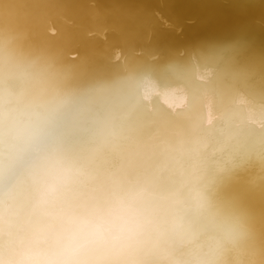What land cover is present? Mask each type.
<instances>
[{"label": "bare ground", "instance_id": "1", "mask_svg": "<svg viewBox=\"0 0 264 264\" xmlns=\"http://www.w3.org/2000/svg\"><path fill=\"white\" fill-rule=\"evenodd\" d=\"M6 41L76 97L103 165L194 168L246 213L247 264H264V0H0Z\"/></svg>", "mask_w": 264, "mask_h": 264}, {"label": "clouds", "instance_id": "2", "mask_svg": "<svg viewBox=\"0 0 264 264\" xmlns=\"http://www.w3.org/2000/svg\"><path fill=\"white\" fill-rule=\"evenodd\" d=\"M109 148L49 64L0 43V264H247L246 213L194 168L131 174Z\"/></svg>", "mask_w": 264, "mask_h": 264}]
</instances>
